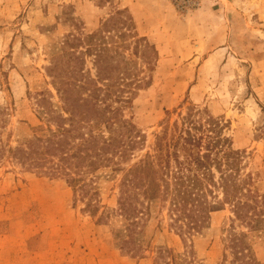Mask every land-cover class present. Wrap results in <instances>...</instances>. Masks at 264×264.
Wrapping results in <instances>:
<instances>
[{
    "label": "rangeland",
    "instance_id": "rangeland-1",
    "mask_svg": "<svg viewBox=\"0 0 264 264\" xmlns=\"http://www.w3.org/2000/svg\"><path fill=\"white\" fill-rule=\"evenodd\" d=\"M117 10L164 36L157 46L136 28L159 53L154 69L140 74L144 82L123 112L145 148L167 118L172 122L190 107L203 110L222 119L235 149L246 150L245 172H253L264 196V0H0L5 143L15 147L51 134L38 116L40 98L45 104L58 100L48 67L72 35L96 32ZM113 34H104L108 48L129 50L124 57L134 50L136 37ZM85 63L94 75L93 57ZM113 63L125 62L118 56ZM119 179L109 169L93 179L99 192L91 201L92 208L98 206L93 214L84 209L87 197L73 193L63 178L1 159L0 264H243L241 249L232 245L240 232L264 264V215L249 229L232 222L225 207L184 240L158 202L144 204L128 223L117 210Z\"/></svg>",
    "mask_w": 264,
    "mask_h": 264
},
{
    "label": "trees",
    "instance_id": "trees-1",
    "mask_svg": "<svg viewBox=\"0 0 264 264\" xmlns=\"http://www.w3.org/2000/svg\"><path fill=\"white\" fill-rule=\"evenodd\" d=\"M124 12L117 10L96 32L72 35L67 49L54 57L48 75L58 100L38 101V116L52 131L48 137L7 145L6 108L0 103V160L63 178L73 193L87 197L84 209L93 214L98 206L92 208L91 201L99 195L93 179L104 169L119 173V214L133 223L144 204L158 202L169 227L184 240L203 228L211 212L225 207L233 213L232 222L256 228L264 215V196L255 188L253 172H245L246 150L233 147L222 119L190 107L174 121H163L147 149L141 132L124 117L133 91L144 82L140 74L152 71L159 56ZM112 31V37L122 40L126 33L136 37L127 56L122 55L129 50L107 47L104 34ZM84 45L85 50H78ZM88 56L93 57L94 75L86 68ZM118 56L124 64L114 65ZM247 239L240 232L232 245L241 249L243 264H260Z\"/></svg>",
    "mask_w": 264,
    "mask_h": 264
},
{
    "label": "crops",
    "instance_id": "crops-1",
    "mask_svg": "<svg viewBox=\"0 0 264 264\" xmlns=\"http://www.w3.org/2000/svg\"><path fill=\"white\" fill-rule=\"evenodd\" d=\"M171 22H174V21H171ZM170 22V23H171ZM135 23V22H134ZM137 23V24H136ZM135 23V25H136V28L138 29H140V31H141V33L144 35V36H146L149 40L150 39H154L153 41L152 40H150V41H152V42H154L155 43V45H157L158 46V43H160L161 41H159V40H162V43H163V40H164V36H161V34L159 35V34H154L151 30H149V29H147L146 27H145V25H144V21H137ZM164 24H165V20H164V18H162V17H160L159 18V20L157 21V26L158 27H160V30H162L163 28V26H164ZM155 29H158L157 27H155ZM152 32V33H151ZM159 50H160V48H158ZM161 50H163L162 49V47H161Z\"/></svg>",
    "mask_w": 264,
    "mask_h": 264
}]
</instances>
